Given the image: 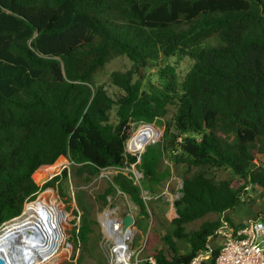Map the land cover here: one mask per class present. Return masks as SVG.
I'll return each mask as SVG.
<instances>
[{
	"label": "trees",
	"instance_id": "16d2710c",
	"mask_svg": "<svg viewBox=\"0 0 264 264\" xmlns=\"http://www.w3.org/2000/svg\"><path fill=\"white\" fill-rule=\"evenodd\" d=\"M118 56L133 67L112 71L111 89L96 82ZM173 57L190 67L179 74L177 60L166 61L145 81L144 66ZM154 121L162 135L138 160L126 141ZM256 152L264 154V0H0V227L61 177L36 184L42 166L59 171L61 156L86 181L116 169L99 198L119 191L140 215H149L147 196L175 190L176 175V216L155 264L188 263L209 237L212 263L221 218L242 225L228 212L246 187L264 191ZM132 165L137 182L122 171ZM208 214L216 217L186 229ZM94 223L83 217L78 228L85 250Z\"/></svg>",
	"mask_w": 264,
	"mask_h": 264
},
{
	"label": "rangeland",
	"instance_id": "374dc122",
	"mask_svg": "<svg viewBox=\"0 0 264 264\" xmlns=\"http://www.w3.org/2000/svg\"><path fill=\"white\" fill-rule=\"evenodd\" d=\"M176 60V57L159 58L155 62L157 63L156 65L144 66V70L142 71L146 75L145 81L148 78H154L157 68L163 62H174ZM190 65L191 61L187 58L177 60L175 64L179 74L184 73ZM132 67V62L126 57H114L98 72L96 82L105 84L107 88H110L109 76L112 71H124ZM112 118H114V113L112 114ZM152 123L160 133L153 142L151 141L155 139V136L150 141L148 138V144L155 143L159 140L164 129L163 125L160 126L155 121ZM151 126L148 125V127H144L141 130H137V127L132 133V136H140L141 134L149 135L150 133L152 136V131L148 130V128L151 129ZM138 131H141V133L137 134ZM125 150L129 153H134L128 150L127 142L125 144ZM255 154L257 158L255 160L256 163L264 164V154L260 152H256ZM60 160H64L65 163L56 173L49 166H42L39 169L36 173V179H44V181L38 183L32 176L36 184L42 185L55 175H61L51 186L40 190L35 196L36 198L34 197L35 199L25 202L22 210L23 213L25 210L37 205L41 207L45 211L43 231L45 233L50 231L48 236L53 239L51 243L52 253L37 259V264H114L113 241L106 236L102 220L106 211H108V216L111 218H120L127 213L133 216L134 223L131 225L133 234L126 240L130 252V261L132 263L137 258H144L152 255L157 250L166 249V245L162 241V235L171 227L170 221L176 216L174 200L179 195L177 189L181 184L180 177L176 175L171 177L170 183L174 185V191L166 187L158 196L146 197V200L150 201L147 207L149 214L147 216L140 215L138 206L126 194L119 191L112 196H107L106 201L99 198L98 195L107 186V180L117 173L116 169L110 168L103 170L98 176L90 181H86L83 177L76 176L70 172V162L66 157H58L55 162ZM44 168L48 170V173L45 175L46 170ZM64 169L67 171L66 176L62 175ZM122 171L125 174L132 172V177L135 182L141 176V173L134 166L124 168ZM217 176L221 178L227 175L225 172L220 171L217 173ZM143 195H146L145 191H143ZM260 211H264V191L250 185L247 187L246 193L242 195L241 204L236 209L230 210L228 215L232 217L233 221L239 223L254 219L258 213H261ZM83 217H88L96 221L92 225L93 233L90 234V241L86 245V250L83 242L77 239L78 228L82 223ZM215 217L214 214H208L202 218L195 219L186 225V229L196 228L203 220L214 219ZM212 240L217 241V239ZM80 256H83L81 262L78 261Z\"/></svg>",
	"mask_w": 264,
	"mask_h": 264
},
{
	"label": "bare ground",
	"instance_id": "6f19581e",
	"mask_svg": "<svg viewBox=\"0 0 264 264\" xmlns=\"http://www.w3.org/2000/svg\"><path fill=\"white\" fill-rule=\"evenodd\" d=\"M148 130L151 131L149 128ZM149 135L150 139L156 137L153 132L152 136L151 133ZM147 144V135L141 134L130 137L127 141V148L129 151L139 153ZM44 169L46 170L45 175L48 170ZM44 214L45 211L37 205L25 210L18 217L7 221L0 227V254L8 259V264H37V259L52 253L53 239L43 231ZM103 216L102 220L106 228V222L109 219L108 211ZM105 231L107 237L113 241L114 264H131L125 241L127 233H124L119 225L112 226L110 231L107 229ZM130 233L131 236L133 232L130 231Z\"/></svg>",
	"mask_w": 264,
	"mask_h": 264
},
{
	"label": "built area",
	"instance_id": "2783aa9c",
	"mask_svg": "<svg viewBox=\"0 0 264 264\" xmlns=\"http://www.w3.org/2000/svg\"><path fill=\"white\" fill-rule=\"evenodd\" d=\"M111 221L113 226L119 225L122 227L121 217H109L106 228L104 223V229L111 230ZM128 231L126 240L131 237L132 227ZM210 239L209 237L206 248L196 252L190 261L185 264H264V221L261 216L249 219L242 225L231 224L221 218V224L215 231L218 249L212 263H209V259L212 257ZM131 264H155V257L152 255L144 258L140 257Z\"/></svg>",
	"mask_w": 264,
	"mask_h": 264
},
{
	"label": "water",
	"instance_id": "95a60500",
	"mask_svg": "<svg viewBox=\"0 0 264 264\" xmlns=\"http://www.w3.org/2000/svg\"><path fill=\"white\" fill-rule=\"evenodd\" d=\"M143 124H148V125H153V126H155L152 122H148V123H143ZM158 133H160L159 131H158ZM132 136V135H131ZM130 136V137H131ZM159 136V135H158ZM129 137V138H130ZM128 138V139H129ZM127 139V140H128ZM156 140V139H155ZM155 140H153V141H155ZM152 141V142H153ZM127 142V141H126ZM146 146L147 145H145L144 147H143V149L138 153V160H139V157H140V154L146 149ZM132 154H136V153H132ZM132 166H134V165H132ZM21 213H22V211H21ZM20 213V214H21ZM19 214V215H20ZM18 215V216H19ZM18 216H16V217H18ZM16 217H14V218H16ZM13 219V218H12ZM11 220V219H10ZM9 221V220H8ZM7 222V221H6ZM6 222H4V223H6ZM3 223V224H4ZM121 223H122V231L124 232V233H128L129 231V229L131 228V225L134 223V218H133V216L132 215H130L129 213H127V214H125L123 217H121ZM113 225H112V221L110 222V228L112 227ZM110 230V229H109ZM0 264H8V259L7 258H5L3 255H1L0 254Z\"/></svg>",
	"mask_w": 264,
	"mask_h": 264
}]
</instances>
